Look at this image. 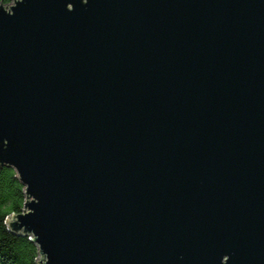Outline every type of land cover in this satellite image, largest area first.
Wrapping results in <instances>:
<instances>
[{
    "label": "water",
    "instance_id": "1",
    "mask_svg": "<svg viewBox=\"0 0 264 264\" xmlns=\"http://www.w3.org/2000/svg\"><path fill=\"white\" fill-rule=\"evenodd\" d=\"M83 3L0 10L12 228L49 264H264V0Z\"/></svg>",
    "mask_w": 264,
    "mask_h": 264
},
{
    "label": "clouds",
    "instance_id": "2",
    "mask_svg": "<svg viewBox=\"0 0 264 264\" xmlns=\"http://www.w3.org/2000/svg\"><path fill=\"white\" fill-rule=\"evenodd\" d=\"M88 0H84L83 4H87ZM23 3V0H13L11 5L7 8H0L8 16H12L14 13L12 9H14L18 4ZM67 11H73L72 4H68L66 6ZM8 141L4 140L2 147L5 151L7 149ZM14 148H18L19 145H13ZM0 169L9 170L11 177L15 182V186L19 190V195L16 199L19 200V211L16 210L14 201H8L3 205H0V215H3V226L6 231L12 232L17 236H20L24 239L28 244L32 246L35 250V255L32 257L33 264H49V257L47 253H42V245L38 243V239L43 234L39 231V228H34L31 231H25L24 227H19L18 230H14L12 228L13 224H20V219L23 217H27L32 214L31 210H29L26 206L28 204H38L39 203V193L33 191L29 194L30 185L23 182L21 174L18 168L11 164L10 162H4L0 165ZM228 259V257H227Z\"/></svg>",
    "mask_w": 264,
    "mask_h": 264
},
{
    "label": "trees",
    "instance_id": "3",
    "mask_svg": "<svg viewBox=\"0 0 264 264\" xmlns=\"http://www.w3.org/2000/svg\"><path fill=\"white\" fill-rule=\"evenodd\" d=\"M7 0H0L3 4ZM19 190L9 170L0 169V205L14 201L19 211ZM35 250L30 244L16 234L6 231L3 226V215H0V264H33Z\"/></svg>",
    "mask_w": 264,
    "mask_h": 264
}]
</instances>
